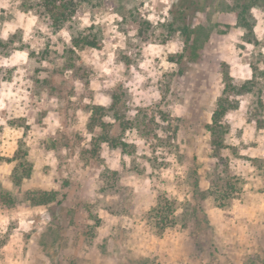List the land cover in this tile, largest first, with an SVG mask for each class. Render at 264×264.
Returning a JSON list of instances; mask_svg holds the SVG:
<instances>
[{"label": "rangeland", "instance_id": "374dc122", "mask_svg": "<svg viewBox=\"0 0 264 264\" xmlns=\"http://www.w3.org/2000/svg\"><path fill=\"white\" fill-rule=\"evenodd\" d=\"M180 1L0 0V264H264V16Z\"/></svg>", "mask_w": 264, "mask_h": 264}, {"label": "trees", "instance_id": "16d2710c", "mask_svg": "<svg viewBox=\"0 0 264 264\" xmlns=\"http://www.w3.org/2000/svg\"><path fill=\"white\" fill-rule=\"evenodd\" d=\"M41 1L52 26L56 30H60L78 13L83 0ZM200 1L201 0H181L179 5H177L179 15L174 18L172 23H170L171 27L178 25L177 28L183 33L185 42L190 39V36L193 33L191 24L185 20V13L193 7H195V9H199L197 7L201 4ZM255 9L262 11L264 16V0H234L233 2L232 11L238 21V24L243 27L250 36L254 34V28L256 26L257 18L254 13ZM218 115L219 113L216 112V115L213 117L214 122H217ZM32 197L34 204H43L53 201L56 196H54L51 192L45 191L43 193H35Z\"/></svg>", "mask_w": 264, "mask_h": 264}]
</instances>
